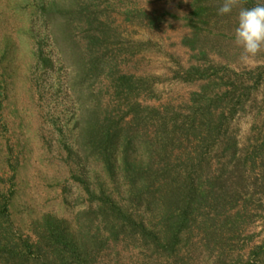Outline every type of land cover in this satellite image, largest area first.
Returning <instances> with one entry per match:
<instances>
[{
    "label": "rangeland",
    "instance_id": "1",
    "mask_svg": "<svg viewBox=\"0 0 264 264\" xmlns=\"http://www.w3.org/2000/svg\"><path fill=\"white\" fill-rule=\"evenodd\" d=\"M223 2L0 0V192L9 219L0 217V264H21L14 244L34 240L32 226L45 215L72 222L90 207L88 192L126 200L103 163L84 156L81 132L90 112L120 118L123 126L139 112L153 135L157 118L169 129L187 117L197 124L199 106L226 116L220 137L204 148L209 175L231 168V152L222 147L234 141L258 194L246 212L251 218L229 241L226 264H264V51L242 62L234 32L239 12L250 7L233 0L231 13L219 15ZM59 22L69 29L74 59L71 43L53 41ZM182 148L194 154L186 141ZM197 240L179 245L183 260H168L140 238L108 243L92 264H214L215 253ZM192 247L198 249L190 256Z\"/></svg>",
    "mask_w": 264,
    "mask_h": 264
},
{
    "label": "trees",
    "instance_id": "2",
    "mask_svg": "<svg viewBox=\"0 0 264 264\" xmlns=\"http://www.w3.org/2000/svg\"><path fill=\"white\" fill-rule=\"evenodd\" d=\"M243 3L251 8L254 0ZM63 8L59 11L65 15ZM201 15L198 11L196 17ZM51 33L58 47L71 43L67 48L74 59L68 27L61 22L53 24ZM73 61L77 71L85 70V65ZM196 112L201 115L197 124L187 117L173 129L164 117L157 118L153 135L139 112L125 126L120 118L90 112L81 132L84 156L103 163L114 184L125 187L126 200L103 190L99 195L88 192L90 207L78 211L72 222L43 216L32 226L34 240L21 238L14 244L19 263L92 264L96 261L91 257L98 256L108 243L131 240L134 245L139 238L145 248L152 246L168 260H183L179 245L185 241L187 247L196 238L210 256L215 253L214 264H226L229 241L238 237L240 226L251 218L246 212L258 194L249 186L245 162L237 157L234 141H226L222 147L224 153L231 152V168L217 177L209 175L204 148L207 141L220 137L226 116H216L211 106H199ZM185 141L194 154L180 153ZM119 173L122 183L117 180ZM0 198L1 221L9 225L8 203L1 192ZM197 249L192 247L190 256Z\"/></svg>",
    "mask_w": 264,
    "mask_h": 264
},
{
    "label": "clouds",
    "instance_id": "3",
    "mask_svg": "<svg viewBox=\"0 0 264 264\" xmlns=\"http://www.w3.org/2000/svg\"><path fill=\"white\" fill-rule=\"evenodd\" d=\"M232 7L233 0H224L218 14L227 15L231 13ZM234 38L235 43L243 49L241 60L244 63L264 51V0L239 12Z\"/></svg>",
    "mask_w": 264,
    "mask_h": 264
}]
</instances>
